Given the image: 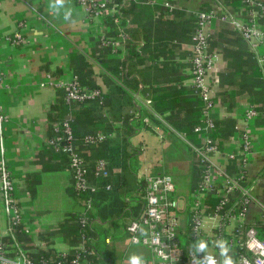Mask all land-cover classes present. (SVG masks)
<instances>
[{
    "label": "crops",
    "instance_id": "crops-1",
    "mask_svg": "<svg viewBox=\"0 0 264 264\" xmlns=\"http://www.w3.org/2000/svg\"><path fill=\"white\" fill-rule=\"evenodd\" d=\"M258 1L264 3V0ZM162 3L171 4L174 14H179L177 18L174 14L165 18L178 26L159 27L162 31H154V26L141 30L144 18L134 23L124 19V26L143 31L147 38L163 36L157 41L151 38L153 44L148 46L151 57L135 68L142 77L137 91L131 92L122 85L121 75L118 73V78L115 77L114 69H110L114 62L126 58L125 35L124 39L119 37L121 29L118 39L109 47L106 38L110 34L104 19L90 16L75 0H63L62 4L57 0H0L2 148L21 211L22 247L30 257L46 252L67 255L76 249L72 246L75 225L71 218L79 207L71 192L72 172L49 145L48 126L53 108L60 102L62 84L72 80L74 72L84 69L92 71L91 78L100 87L101 95L108 92L107 83L122 86L131 96L134 110L131 114L135 119L143 113L155 118L158 124L151 122L155 130L137 128L127 137L137 153V179L152 174L169 175L183 209L180 219L186 222L193 192L203 175L198 154L203 146L202 137L211 130L201 134L194 132L195 124L202 118L204 104L192 84L189 62L192 41L184 23L199 10L220 6L238 19L245 16L239 0H154L151 4L138 3L140 14L161 8ZM158 16L155 12L153 19L158 20ZM207 32L209 49L217 56L212 72L217 83L213 88L209 118L213 127L217 126L219 137L215 151L206 157L213 170L214 187L201 200L206 214H213L223 184L236 174L237 167L231 156L239 150V131L251 142L245 168V186L249 190L245 215L232 219L223 228L224 234L232 238L245 225L252 227L258 223L264 229V79L261 66L246 42L227 24L214 20ZM16 34H21L22 44L12 42ZM138 43L143 46L142 41ZM98 57L103 63L94 61ZM135 78L140 81L139 76ZM72 106L66 113L69 120L75 112ZM105 107L102 108L104 113ZM250 107L261 115L246 120L245 112ZM123 131L119 126L118 132L110 137L121 140ZM231 197L236 199L237 196ZM233 202L231 204L235 205ZM5 230L6 219L0 201L2 243L7 242ZM121 242H114L115 264H130L133 255L140 259L148 257L145 249L127 248L126 243L121 245ZM236 252V249H228L226 255L235 260Z\"/></svg>",
    "mask_w": 264,
    "mask_h": 264
},
{
    "label": "built area",
    "instance_id": "built-area-1",
    "mask_svg": "<svg viewBox=\"0 0 264 264\" xmlns=\"http://www.w3.org/2000/svg\"><path fill=\"white\" fill-rule=\"evenodd\" d=\"M75 1L78 5L86 8L90 16L94 18L103 20L104 16L109 15L116 23L119 22L121 9L112 0ZM242 2L245 4L242 10L246 16L245 19L236 18L221 6L193 14L196 31L192 37L190 48V72L195 94L204 104L201 118L204 124L194 128V132L198 134L213 128L209 110L212 107L213 88L217 83L212 74L217 56L209 49L207 27L210 23L217 20L227 24L246 42L261 66L264 79V28L259 24V16L253 8L259 7L264 12V3L258 0H242ZM162 4L169 13L174 10V7L169 3ZM247 7L252 9L247 10ZM119 37L124 39L123 33H120ZM12 42L22 44L21 34H16ZM62 89L64 100L68 105L98 96V91L81 88L75 78L62 84ZM260 115L259 111L250 107L245 112V119L251 120ZM138 118L142 119L144 125L155 130L149 118ZM3 122L4 115L0 107V201L6 219L5 233L7 237L6 243L0 242V264H50L45 260L38 263L32 261L16 236V228L22 224V216L15 195V186L4 159L1 137ZM54 128L58 130L57 125ZM62 133L63 136H56L49 141V144L67 156L69 169L74 177V190L76 192L93 190L87 183V169L74 149L73 142L75 140L69 119L63 123ZM202 139L203 146L198 154L204 166V173L199 186L193 192L190 206L186 212V222L180 219L183 209L175 194L172 178L166 174L146 175L142 179L143 211L136 219H128L126 222L124 242L127 247H140L149 253L147 258L140 259L141 264H200L205 260L206 255L212 256L216 264H222L224 257L220 254L221 245L218 242H224V248L241 251L236 255L233 264H264V238H258L254 228H244L235 233L232 238H228L223 232L226 223L245 215V207L249 199V190L245 186V168L251 153V142L245 133L239 135V150L231 156L236 161L238 172L223 184V189L217 196L218 204L213 214H206V208L201 200L205 194L214 190L213 170L208 165L206 157L215 151L216 147L207 136H203ZM104 140L105 136L102 134L86 135L83 138V145H92ZM61 142L65 143L62 147H60ZM98 174L106 175L105 164L102 161L96 165V175ZM233 194H239L237 202L234 201L235 205L230 203V196ZM89 208V203H86V209ZM85 223L86 220L82 218L81 224ZM87 240L83 237L82 245L78 248L71 264H94L86 258V254L84 255ZM201 240L207 245L206 251L199 248ZM105 243L109 245L112 242L108 238ZM88 254L92 255L91 252Z\"/></svg>",
    "mask_w": 264,
    "mask_h": 264
},
{
    "label": "trees",
    "instance_id": "trees-1",
    "mask_svg": "<svg viewBox=\"0 0 264 264\" xmlns=\"http://www.w3.org/2000/svg\"><path fill=\"white\" fill-rule=\"evenodd\" d=\"M112 1L114 4L120 5L124 0ZM239 1L242 4V8H244L245 4L242 0ZM140 2L151 4L154 0H125L120 11L119 24H115L113 17L109 15L103 18L106 30L112 38V41H110L108 35V38H106V45L109 47L114 45L113 40L118 39L119 29H121L122 33L125 35L123 43L126 50V58L121 62H114L112 65L113 68L110 69H114L116 73L114 75L115 77L118 78V73L121 75L122 85L131 92L137 91L138 84L141 82L142 77L141 73L137 72L138 70L135 68L148 62V56L151 57L150 48L148 47L153 44L151 38H155L157 41L163 38V36H151V38H147V34H144L143 31L129 30L128 26H124V19H129L130 22L134 23L137 22V20L139 22L141 17L144 18L145 25H140L141 30L143 27L148 29L149 26L156 27L154 31L161 30L158 28L162 26H178L175 21L165 19L167 16L174 14V10L169 13L168 9L162 6L163 8H155L147 12L148 14L141 15L138 4ZM253 8L259 16V24L264 26V12H262L259 7ZM251 9V7H247V10ZM208 10H199V12ZM155 12L159 13L158 20L153 19ZM242 13L245 16L243 11ZM178 15L179 14H174V17L177 18ZM135 16H138V19H136ZM184 25L186 26L185 29L188 31V37L192 41V37L196 31L195 19H188ZM143 35H145L144 38ZM138 41H142L143 46H140ZM94 61L97 63L101 61L103 63L100 57ZM91 73L92 71L88 69L76 73L74 72V78L81 88H85L89 91H98V96L96 97L82 102L72 103V109L75 110L72 120L70 119V126L75 140L73 145L84 167L87 169L88 186L93 189L76 192L73 188L74 177L72 174L71 192L75 195L79 207V210L71 218L75 225L73 229L74 242L72 246L76 249L74 252L72 251L67 255L46 252L38 255L36 258L29 256L35 263L45 260L50 264H71L72 259L78 252V248L82 245L83 237H85L88 240L85 243L86 251L84 255L86 254L85 256L89 261L94 264H115V249L112 244H109V249L106 248V239L110 238L112 243L124 240L126 237L125 232H120V234H118L119 229L123 228L122 220L136 219L143 211V181L137 179V153L128 143L127 137L130 135L131 131H135L137 128L148 129L149 127L144 125L142 119H135L134 115L131 114L134 113V110H132L133 105L131 96L122 86L116 83L112 85L107 83L108 92L105 95H101L100 87L93 82ZM135 76H139L140 81L135 78ZM70 105L66 104L64 100V91L61 90L60 102L55 105L53 113L50 116L51 120L48 126L49 141L56 136H63L62 125L68 120L66 113ZM103 107H105L106 113L102 112ZM141 117H147L151 122L158 124L155 118L148 113H143ZM53 123H56L58 130L53 127ZM203 124L201 119L195 126H203ZM119 126L122 128V131L124 128L128 131H123L124 135L121 140L112 139L110 135L112 133H117ZM216 130L217 126L215 125L209 133L204 134V136H207L212 141L215 147L218 146L216 140L219 137ZM97 134L104 135L105 140L92 145H83V138L86 135ZM242 134L243 131L240 130L239 135ZM64 144V142H61L60 147ZM50 146L55 152L62 156L69 168L67 156L59 150L57 151L53 145ZM99 161L105 164V176L101 174L96 175V165ZM234 163L236 164V161ZM200 166L203 168L204 173L203 164ZM235 172H238L237 169ZM236 196V199H232L230 196V203L239 199V194H236ZM86 203L90 205L88 210L86 209ZM82 218L86 220V223L83 225L81 224ZM244 227L250 228L251 226L245 225ZM252 228L256 230L258 238H264V229L261 225L257 223L252 226ZM22 235H24V232L20 225L16 228V236L23 246L24 240L21 237ZM89 252H91L92 255H89ZM240 252V250H237L234 257Z\"/></svg>",
    "mask_w": 264,
    "mask_h": 264
},
{
    "label": "clouds",
    "instance_id": "clouds-1",
    "mask_svg": "<svg viewBox=\"0 0 264 264\" xmlns=\"http://www.w3.org/2000/svg\"><path fill=\"white\" fill-rule=\"evenodd\" d=\"M57 3L62 4L63 0H57ZM218 243H220V245H221V253L220 254L222 257H224V259L222 260V264H233L232 258L227 257L225 255V253L228 251V249L223 247L224 242H218ZM199 248L202 251H206L207 245L205 244V242L203 240L199 241ZM130 264H141L140 258L135 256V255L131 256L130 257ZM200 264H216V261L212 256L206 255L205 260L200 262Z\"/></svg>",
    "mask_w": 264,
    "mask_h": 264
},
{
    "label": "rangeland",
    "instance_id": "rangeland-1",
    "mask_svg": "<svg viewBox=\"0 0 264 264\" xmlns=\"http://www.w3.org/2000/svg\"><path fill=\"white\" fill-rule=\"evenodd\" d=\"M128 220L127 219H123L122 220V223H123V228L122 229H119V233L118 234H120V232L121 233H123L124 232V227H125V224H126V222H127ZM229 230V228L227 229V231ZM122 242H121V245L123 244L124 245V241L125 240H121ZM115 243H117V242H115ZM115 243H113L112 244V246H113V248L115 249ZM117 246H120L119 244H117ZM106 248H110V246L109 245H106ZM127 248H132V246H130V247H127ZM132 253H133V251H131ZM129 255V254H128ZM133 255V254H132Z\"/></svg>",
    "mask_w": 264,
    "mask_h": 264
}]
</instances>
